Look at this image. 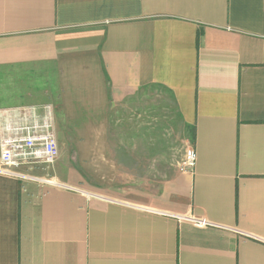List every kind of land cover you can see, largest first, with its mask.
Instances as JSON below:
<instances>
[{"label": "crops", "instance_id": "obj_1", "mask_svg": "<svg viewBox=\"0 0 264 264\" xmlns=\"http://www.w3.org/2000/svg\"><path fill=\"white\" fill-rule=\"evenodd\" d=\"M153 85L195 164L122 188L110 114ZM1 93L51 107L58 157L0 175V264H264V0H0Z\"/></svg>", "mask_w": 264, "mask_h": 264}, {"label": "rangeland", "instance_id": "obj_2", "mask_svg": "<svg viewBox=\"0 0 264 264\" xmlns=\"http://www.w3.org/2000/svg\"><path fill=\"white\" fill-rule=\"evenodd\" d=\"M24 93L11 92L20 100ZM191 138L192 130L183 125L170 93L155 85L138 89L110 114L108 156L118 166L115 185L156 192L186 169L185 153L192 148ZM36 170L49 172L45 166Z\"/></svg>", "mask_w": 264, "mask_h": 264}, {"label": "built area", "instance_id": "obj_3", "mask_svg": "<svg viewBox=\"0 0 264 264\" xmlns=\"http://www.w3.org/2000/svg\"><path fill=\"white\" fill-rule=\"evenodd\" d=\"M57 157L58 148L49 105L0 110V175L18 177L17 168L49 167ZM195 160L194 149H188L185 167L193 168Z\"/></svg>", "mask_w": 264, "mask_h": 264}, {"label": "trees", "instance_id": "obj_4", "mask_svg": "<svg viewBox=\"0 0 264 264\" xmlns=\"http://www.w3.org/2000/svg\"><path fill=\"white\" fill-rule=\"evenodd\" d=\"M191 130H192V138H191V142H192V145H193V143H194V130H193V128H190Z\"/></svg>", "mask_w": 264, "mask_h": 264}]
</instances>
